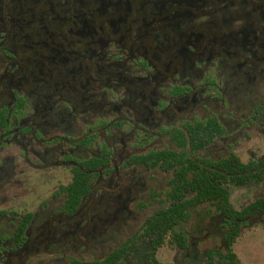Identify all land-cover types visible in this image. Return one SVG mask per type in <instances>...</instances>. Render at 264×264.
I'll return each instance as SVG.
<instances>
[{"label": "flooded vegetation", "instance_id": "af4514ba", "mask_svg": "<svg viewBox=\"0 0 264 264\" xmlns=\"http://www.w3.org/2000/svg\"><path fill=\"white\" fill-rule=\"evenodd\" d=\"M263 141L264 0H0V264H209L223 214L190 208L186 246L144 227L186 154Z\"/></svg>", "mask_w": 264, "mask_h": 264}, {"label": "trees", "instance_id": "16d2710c", "mask_svg": "<svg viewBox=\"0 0 264 264\" xmlns=\"http://www.w3.org/2000/svg\"><path fill=\"white\" fill-rule=\"evenodd\" d=\"M206 143L208 140L205 138H198L191 149L200 150ZM185 159L178 176L171 183L175 194L169 196L167 208L149 218L144 227L146 234L162 238L160 242L155 241L157 247L165 245L168 237H173L178 244L186 246V236L177 231L178 224L189 219L190 208L210 205L214 211L232 220V232L227 238V250L223 253L211 251L209 264H243L234 251V245L243 234L242 220L255 209L264 211V199L259 198L238 210L233 203V190H260L264 184V159L245 163L233 155L212 164L211 168L196 164L187 154ZM77 184H80L79 179L72 187ZM178 189L180 193L176 194Z\"/></svg>", "mask_w": 264, "mask_h": 264}, {"label": "rangeland", "instance_id": "374dc122", "mask_svg": "<svg viewBox=\"0 0 264 264\" xmlns=\"http://www.w3.org/2000/svg\"><path fill=\"white\" fill-rule=\"evenodd\" d=\"M260 153H264V141L259 145ZM243 162H248L247 155L243 157ZM57 177H63L61 171H57ZM259 198H264V184L260 190L248 191L246 189L234 188L233 190V203L238 210H242L252 202ZM203 210L213 212L210 205L203 207ZM195 223L194 217L188 224V229ZM234 251L239 256L243 264H264V225H259L254 228H246L242 236L237 240L234 245ZM169 249H162L159 255L165 261H169L171 258Z\"/></svg>", "mask_w": 264, "mask_h": 264}, {"label": "crops", "instance_id": "0c3cea01", "mask_svg": "<svg viewBox=\"0 0 264 264\" xmlns=\"http://www.w3.org/2000/svg\"><path fill=\"white\" fill-rule=\"evenodd\" d=\"M263 186V185H262ZM264 199V198H263ZM239 257V256H238Z\"/></svg>", "mask_w": 264, "mask_h": 264}]
</instances>
